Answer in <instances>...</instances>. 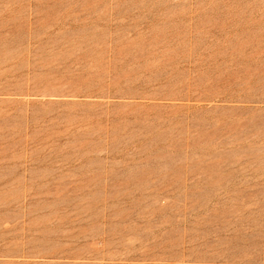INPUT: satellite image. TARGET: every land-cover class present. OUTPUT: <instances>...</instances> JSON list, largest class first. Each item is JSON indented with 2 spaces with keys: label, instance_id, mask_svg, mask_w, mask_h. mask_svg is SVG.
<instances>
[{
  "label": "rangeland",
  "instance_id": "374dc122",
  "mask_svg": "<svg viewBox=\"0 0 264 264\" xmlns=\"http://www.w3.org/2000/svg\"><path fill=\"white\" fill-rule=\"evenodd\" d=\"M0 264H264V0H0Z\"/></svg>",
  "mask_w": 264,
  "mask_h": 264
}]
</instances>
